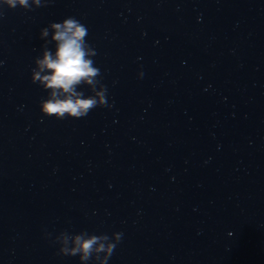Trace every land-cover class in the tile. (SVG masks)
<instances>
[{
  "label": "clouds",
  "instance_id": "obj_1",
  "mask_svg": "<svg viewBox=\"0 0 264 264\" xmlns=\"http://www.w3.org/2000/svg\"><path fill=\"white\" fill-rule=\"evenodd\" d=\"M51 2L0 0V19L5 14V8L34 11ZM87 37V26L74 16H68L61 22H52L40 30V39L44 44L41 46V54L34 59L31 82L47 92L46 98H42L39 105L43 117L80 119L98 107L113 106L107 101V87L102 83L101 70L93 59L97 52L88 43ZM50 44H54L55 51L49 48ZM139 75L142 77L143 73ZM85 87L91 95L78 90ZM122 238V232H114L109 236L106 233L90 234L87 231L75 234L61 231L51 242L59 246L57 255L78 256L79 264H109Z\"/></svg>",
  "mask_w": 264,
  "mask_h": 264
}]
</instances>
